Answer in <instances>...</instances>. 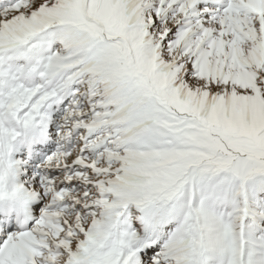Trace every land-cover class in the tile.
I'll list each match as a JSON object with an SVG mask.
<instances>
[{
	"label": "snow or ice",
	"instance_id": "snow-or-ice-1",
	"mask_svg": "<svg viewBox=\"0 0 264 264\" xmlns=\"http://www.w3.org/2000/svg\"><path fill=\"white\" fill-rule=\"evenodd\" d=\"M0 264H264V0H0Z\"/></svg>",
	"mask_w": 264,
	"mask_h": 264
}]
</instances>
